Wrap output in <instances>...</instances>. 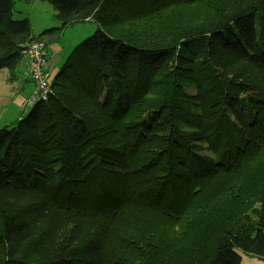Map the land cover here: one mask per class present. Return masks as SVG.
<instances>
[{"label":"trees","instance_id":"obj_1","mask_svg":"<svg viewBox=\"0 0 264 264\" xmlns=\"http://www.w3.org/2000/svg\"><path fill=\"white\" fill-rule=\"evenodd\" d=\"M42 1L34 35L0 0V78L96 28L0 127V264L264 259V0Z\"/></svg>","mask_w":264,"mask_h":264},{"label":"crops","instance_id":"obj_2","mask_svg":"<svg viewBox=\"0 0 264 264\" xmlns=\"http://www.w3.org/2000/svg\"><path fill=\"white\" fill-rule=\"evenodd\" d=\"M28 18L30 19V17ZM30 21L32 25L33 24L32 20L30 19ZM58 26H60V22L55 23L52 27H58ZM32 31L34 35H39L42 32L41 30L37 31L34 28V26H32ZM48 46L52 53V56L48 62L49 65V63L52 60H54L57 56H59L60 53H62V55H65V52L69 53L72 45L66 48V46L63 43H61L60 40L57 43L49 44ZM48 65H47V72H49ZM59 67L60 65L58 63V65L54 67V69L51 71L52 72L51 74H53L52 76L50 75L51 80L58 72L57 70H59ZM34 92H35V86L29 77L28 68L26 66L25 59L17 65L14 71L9 69L2 70L1 78H0V109L2 110V115H4V113H7L10 109H12L16 111L15 120H18L24 115L23 114L24 112L29 113V109L31 106L28 103V100L30 96L34 94ZM15 120L13 119V115H12L10 118L8 117L6 120L2 122L4 126H7L13 124ZM240 254L242 257L243 264H264V259H260L256 256L245 254L242 251H240Z\"/></svg>","mask_w":264,"mask_h":264},{"label":"rangeland","instance_id":"obj_3","mask_svg":"<svg viewBox=\"0 0 264 264\" xmlns=\"http://www.w3.org/2000/svg\"><path fill=\"white\" fill-rule=\"evenodd\" d=\"M14 1H15V9H14L15 18H23L27 16L30 17L33 23L32 26H34V28L37 31L38 30L43 31V29L50 28L55 23L58 22L54 16V8L49 2L42 0H14ZM95 28L96 25L94 23L92 24L89 22L84 23L83 25L79 24L76 25L75 27H69L64 37L62 38L61 43H63L66 46V48L70 47V45H72L71 47L74 48L78 44V42L82 41V39H85V37H87L88 35H91V33H93ZM55 43L57 42H53L52 44ZM68 55H69L68 52H65V55H62V53H60L59 56H57L54 60H52L49 63L48 65L49 75L51 76L53 75L51 74L52 73L51 71L54 69V67L58 65V63L60 67L63 65ZM23 114L26 115L27 112H24ZM12 115H13V119L15 120L16 119L15 110L10 109L7 113H4V115H2V110L0 109V127L4 126L2 121L6 120L8 117L10 118ZM205 153L210 154V152H205Z\"/></svg>","mask_w":264,"mask_h":264},{"label":"built area","instance_id":"obj_4","mask_svg":"<svg viewBox=\"0 0 264 264\" xmlns=\"http://www.w3.org/2000/svg\"><path fill=\"white\" fill-rule=\"evenodd\" d=\"M51 56L50 48L43 40L30 42L24 51L29 77L35 86V92L28 100L31 107L34 103L47 99L51 93V78L47 72L48 61Z\"/></svg>","mask_w":264,"mask_h":264}]
</instances>
